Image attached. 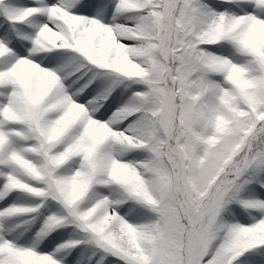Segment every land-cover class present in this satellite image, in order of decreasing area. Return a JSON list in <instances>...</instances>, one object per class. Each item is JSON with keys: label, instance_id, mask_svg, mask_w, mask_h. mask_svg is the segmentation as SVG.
I'll use <instances>...</instances> for the list:
<instances>
[{"label": "snow or ice", "instance_id": "snow-or-ice-1", "mask_svg": "<svg viewBox=\"0 0 264 264\" xmlns=\"http://www.w3.org/2000/svg\"><path fill=\"white\" fill-rule=\"evenodd\" d=\"M0 264H264V0H0Z\"/></svg>", "mask_w": 264, "mask_h": 264}]
</instances>
